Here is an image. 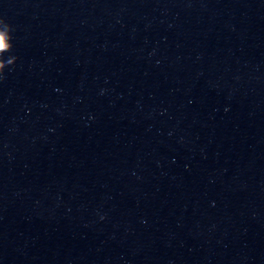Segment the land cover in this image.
I'll return each instance as SVG.
<instances>
[{"label":"clouds","instance_id":"9594fccd","mask_svg":"<svg viewBox=\"0 0 264 264\" xmlns=\"http://www.w3.org/2000/svg\"><path fill=\"white\" fill-rule=\"evenodd\" d=\"M0 25H5V28L0 29V79L4 77V69L16 63L17 57L15 55L4 59L6 53L12 52L13 44V27L7 23L3 18H0Z\"/></svg>","mask_w":264,"mask_h":264}]
</instances>
